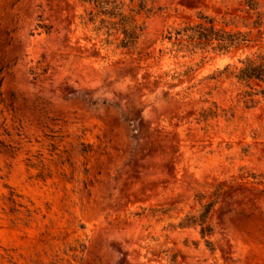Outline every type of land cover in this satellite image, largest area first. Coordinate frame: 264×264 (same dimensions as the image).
Instances as JSON below:
<instances>
[{"label": "rangeland", "instance_id": "obj_1", "mask_svg": "<svg viewBox=\"0 0 264 264\" xmlns=\"http://www.w3.org/2000/svg\"><path fill=\"white\" fill-rule=\"evenodd\" d=\"M154 1L122 49L82 0H0V264H264V95L168 40L242 0Z\"/></svg>", "mask_w": 264, "mask_h": 264}, {"label": "trees", "instance_id": "obj_2", "mask_svg": "<svg viewBox=\"0 0 264 264\" xmlns=\"http://www.w3.org/2000/svg\"><path fill=\"white\" fill-rule=\"evenodd\" d=\"M133 5L130 14H125L123 4L116 0H82V3L92 6V10L87 13V18H82L84 25L95 24L99 19V27L96 30H107V35L111 36L112 31L122 36L118 47L122 49H137L145 27L138 24L136 16L142 12L151 14L154 12V0H129ZM241 7L237 10L245 15L243 18L234 17L231 22H226L225 18L218 20L206 15H200L199 22L194 25L176 30L174 35L169 32L168 40H176L175 46L178 51L197 50L202 52H212L218 56L230 57L233 63L227 64L223 70L218 72L215 78L226 76V79H234L239 84H244L249 91L245 92L249 102L256 103L253 97L263 96L264 88V0H242ZM108 41V40H106ZM169 74L164 75L167 81ZM177 76L172 75L171 80ZM217 117L214 111H204L202 118ZM227 116V113L224 114ZM224 191L219 186L213 193L217 198ZM204 195H199L202 201ZM214 200L204 206L205 212L198 218L187 217L181 224L182 227L199 225L201 233L204 235V225Z\"/></svg>", "mask_w": 264, "mask_h": 264}]
</instances>
